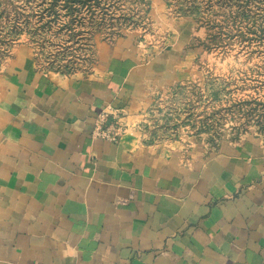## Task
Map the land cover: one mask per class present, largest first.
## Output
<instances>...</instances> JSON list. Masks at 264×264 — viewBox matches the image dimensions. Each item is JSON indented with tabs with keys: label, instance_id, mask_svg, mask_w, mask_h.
<instances>
[{
	"label": "crops",
	"instance_id": "crops-1",
	"mask_svg": "<svg viewBox=\"0 0 264 264\" xmlns=\"http://www.w3.org/2000/svg\"><path fill=\"white\" fill-rule=\"evenodd\" d=\"M109 44L85 74L44 72L21 48L1 62L0 264H264V140L163 134L189 57ZM107 107L116 143L90 135Z\"/></svg>",
	"mask_w": 264,
	"mask_h": 264
},
{
	"label": "rangeland",
	"instance_id": "rangeland-1",
	"mask_svg": "<svg viewBox=\"0 0 264 264\" xmlns=\"http://www.w3.org/2000/svg\"><path fill=\"white\" fill-rule=\"evenodd\" d=\"M159 1L170 19L160 24L151 0H0V65L21 48L44 72L85 74L103 42L133 35L154 57L170 46L190 59L158 109L163 134L264 140V0Z\"/></svg>",
	"mask_w": 264,
	"mask_h": 264
},
{
	"label": "built area",
	"instance_id": "built-area-1",
	"mask_svg": "<svg viewBox=\"0 0 264 264\" xmlns=\"http://www.w3.org/2000/svg\"><path fill=\"white\" fill-rule=\"evenodd\" d=\"M124 132L121 114L116 109L107 107L102 109L94 119L90 135L110 143H116Z\"/></svg>",
	"mask_w": 264,
	"mask_h": 264
},
{
	"label": "trees",
	"instance_id": "trees-1",
	"mask_svg": "<svg viewBox=\"0 0 264 264\" xmlns=\"http://www.w3.org/2000/svg\"><path fill=\"white\" fill-rule=\"evenodd\" d=\"M188 13V12H187ZM189 13H192V11L191 12H189Z\"/></svg>",
	"mask_w": 264,
	"mask_h": 264
}]
</instances>
